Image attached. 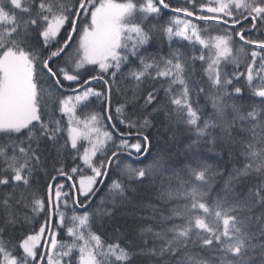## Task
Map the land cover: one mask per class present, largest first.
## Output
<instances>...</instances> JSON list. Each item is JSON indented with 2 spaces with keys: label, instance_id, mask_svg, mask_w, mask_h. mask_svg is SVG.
Masks as SVG:
<instances>
[{
  "label": "snow or ice",
  "instance_id": "1",
  "mask_svg": "<svg viewBox=\"0 0 264 264\" xmlns=\"http://www.w3.org/2000/svg\"><path fill=\"white\" fill-rule=\"evenodd\" d=\"M0 264H264V0H0Z\"/></svg>",
  "mask_w": 264,
  "mask_h": 264
},
{
  "label": "trees",
  "instance_id": "2",
  "mask_svg": "<svg viewBox=\"0 0 264 264\" xmlns=\"http://www.w3.org/2000/svg\"><path fill=\"white\" fill-rule=\"evenodd\" d=\"M169 2L171 3V4H173V5H177V4H180V3H182V0H169ZM171 14H169V16H170ZM168 17H166V19H167ZM196 23H200L202 26H203V22H196ZM217 31H219V29H212L211 30V32H212V34L214 35V34H216V32ZM197 47H199V46H197ZM236 47H239V44H237L236 45ZM243 67V66H242ZM198 68H199V65H198ZM229 71H231V66H229ZM105 183H107V181L105 182ZM94 228H96L97 230H100L99 229V225H94ZM58 239H68L66 236H64L63 235V232H62V234H61V236L60 237H58Z\"/></svg>",
  "mask_w": 264,
  "mask_h": 264
}]
</instances>
